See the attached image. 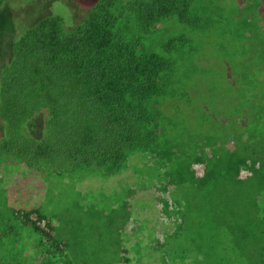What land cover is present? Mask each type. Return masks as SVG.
<instances>
[{"label": "trees", "instance_id": "trees-1", "mask_svg": "<svg viewBox=\"0 0 264 264\" xmlns=\"http://www.w3.org/2000/svg\"><path fill=\"white\" fill-rule=\"evenodd\" d=\"M215 1L0 0V46H7L0 50V162L33 174L44 173L42 167L56 174L79 171L113 189L106 201L122 197L114 201L113 214L87 211L86 219L74 221L71 230L79 237L70 243L52 221L69 222L68 215L39 213L33 221L31 212L8 207V220L0 212V264H132L124 234L136 185L109 183L130 169L149 179L147 188L156 187L154 178L160 183L156 190L171 195L170 201L156 198L172 219L154 249L164 264L174 262L164 245L181 229L193 231L187 222L209 205L219 212L211 236L223 228L225 221L216 227L220 220L230 218L225 230L247 254L245 241L264 228V0H243L240 10L232 6V18L217 8L219 19L213 17ZM218 1L227 6L228 0ZM224 21L227 30L234 29L233 42H251L257 59L247 65L243 52L234 60L214 58L229 72L242 61L243 75L237 81L233 74L218 75L220 86L230 91L220 104L234 110L213 122L206 106L218 96L210 95L197 111L189 91L213 88L208 82L215 77L213 59L201 58V41L194 39ZM170 26L189 34L160 42L158 32ZM193 118L195 130L186 126ZM106 201L96 203L107 206ZM102 223L105 231L115 225L117 231H100ZM28 234L38 238L31 248ZM138 243L142 247L136 241L132 253ZM203 251L211 259L207 243L200 256ZM138 259L142 264L141 255Z\"/></svg>", "mask_w": 264, "mask_h": 264}, {"label": "rangeland", "instance_id": "rangeland-1", "mask_svg": "<svg viewBox=\"0 0 264 264\" xmlns=\"http://www.w3.org/2000/svg\"><path fill=\"white\" fill-rule=\"evenodd\" d=\"M234 1L235 0H228L227 6L223 5L221 1H215L213 6V17L219 19V12L216 9L221 8L226 18H232L231 16H233V13L229 12L230 9H233L232 6L234 8L238 7L240 10L239 6L243 5V0H237L238 3H234ZM59 12H62V10ZM262 12H264V9ZM6 16L7 13L3 15V17ZM63 16L68 19L71 15L68 11L64 12ZM225 26V21L222 25L216 24V27L214 25L210 26L204 35H200L194 39V41H201L200 51L204 54L201 58L213 59L211 61V68L215 72V77L208 82V84H214L213 88H202L198 90V92L196 88H192L189 91L192 92L193 106L197 111H200L206 98H209L210 95L215 94V96H218L216 100L214 99L213 106H206V113L212 117L213 122H217L224 114H228V112L231 114L234 110L233 106H230L228 109L224 102L220 104L222 98L225 97V93L228 95L230 91L229 88L226 89L220 86L218 75L224 73L228 77L231 76L230 74H233L232 79L236 78V81L243 75L241 72L242 61L237 60L232 64L234 70L229 72L228 69L223 67L222 64H219L218 60L214 58L220 57L221 55V57H228L234 60L238 58L240 52H243L244 56L242 59L247 65H250V63L257 59L256 50L253 49L252 43L246 40H243L242 43H234V36L230 33H233L234 29L227 30ZM160 32H158V36H160L158 40L162 43L166 42L171 35L177 33H181L182 35L189 34V31L187 32L185 28H178L175 26H170L169 30L165 29L163 32ZM193 45L196 46V43H193ZM6 47L7 46H0V50L5 51L7 50ZM254 75L255 73L249 76L253 77ZM222 76L223 75L220 76V79ZM246 89L247 88H245V90ZM226 90L227 92H225ZM226 97L229 98V95ZM195 120L196 119L193 118V121H186V126L189 124L190 129L195 130V124L198 123V121ZM212 124L213 123H211V125ZM37 138H40V136ZM135 161L136 159L130 163L133 168L136 166ZM143 164L137 165L142 168ZM150 165L151 163L148 166ZM18 167L19 166L9 164L8 162H4V164L0 162V212L2 216L5 220H8L12 216H9V214H12L11 212L5 210L8 207L15 209L17 212L20 210L31 212V219L33 221L37 220L36 215L39 213L45 214L48 218H53L54 215H61V213L68 215L72 220H70L71 224L70 221L63 222L61 218L52 219V221L54 220L53 226L56 232L66 234L64 236V242H75V238L79 237L74 235L71 230V225H76L77 223L74 221L79 220L81 217L86 219L87 211L92 215L101 216V209H104V213L113 214L112 212L115 208L112 207V205L114 201L118 198L120 201L122 198L120 197L121 194H119L118 197L115 195L110 201H106L108 196L113 194V189L110 190V187H106L108 185H104L106 182L101 183L94 178L89 179L92 176L88 177L87 174H83L79 171L74 172L72 169H69L60 171L56 174L49 168L42 167V170L45 171L44 173L38 174L36 172L33 174L27 171L22 172ZM195 169H199L198 172H201V168L195 167ZM162 172L163 171H160V174ZM114 181L118 183H135L136 185V195L128 199L132 207L134 206V213L124 234V243L127 250H130L129 258L132 260V264H140L138 259L139 255L142 257V264H164L163 257L160 259L162 253H156L154 249L156 246L160 247L164 231L169 230L170 226H172V219L165 216L162 212V206L160 203L156 202V198L162 197L170 201L172 199L171 195L169 193L164 194L157 191L156 188L160 187V183H156L154 178L150 181L155 183L156 187L147 188L146 185L149 179L140 178L131 169L122 173L120 177L110 180L109 183H113ZM100 187H102L105 193L108 191L109 194L106 195L105 193H101ZM173 191L174 189L170 186V192L172 193ZM92 195H94L93 202L91 200ZM96 200L102 202L106 201L108 205L102 206V202L96 203ZM200 202L203 203V201H198L197 203L200 204ZM210 208L209 205L208 209H206L207 212L204 211L200 213L196 211V217H193L187 222L190 223L188 227L191 228L192 226L191 229L193 231H183L181 229L177 239L171 240L169 244L164 245L163 248H165L166 252L174 254L172 256L174 262L170 264H264V228L254 234L255 238L252 239L253 241L249 239L245 241L246 245L244 250L247 251V254H244L234 247L235 242L230 240V235H228L229 233L225 230V223L230 218L220 220V222L216 224V227H218V225L220 226L223 221H225L222 225L223 228L216 230V232H219L218 235L214 237L211 236V232L209 231H211V227L213 226L214 217L219 215V212L215 210L211 212L209 210ZM42 226H44V223ZM81 226L83 227L82 224ZM19 227L20 225L16 224V228ZM138 227L140 230L137 231L135 235L133 232H135ZM117 228L118 226L115 225L114 228H107V231L109 234H112L111 232L117 231ZM74 229L76 230L75 227ZM90 230L91 228L87 232ZM100 231L107 232L105 231L104 223L100 226ZM25 232L26 229H23V233L27 234ZM29 235L33 234L25 235V239H27V247L31 248L38 238L35 235L30 237ZM136 241L140 242L142 245V247H140L138 243V246L133 248V252L137 256H135L131 250V247ZM204 243H207L209 247V255L211 258L209 260L204 258V255L206 256L208 253L207 251H203V255H199ZM30 244L33 245L30 246ZM146 246H149V249H143V247ZM149 250H151V254H149Z\"/></svg>", "mask_w": 264, "mask_h": 264}]
</instances>
